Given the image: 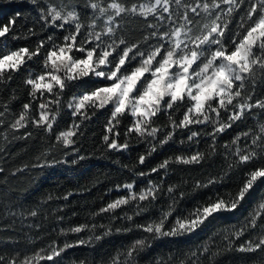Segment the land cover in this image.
Returning <instances> with one entry per match:
<instances>
[{
	"label": "snow or ice",
	"instance_id": "snow-or-ice-1",
	"mask_svg": "<svg viewBox=\"0 0 264 264\" xmlns=\"http://www.w3.org/2000/svg\"><path fill=\"white\" fill-rule=\"evenodd\" d=\"M19 3L31 5L37 15L25 16L24 9L18 7L6 23H0V85L25 73L22 87L27 101L11 120V105L18 97L13 91L3 102L0 136L8 145L38 139L44 142V150L15 166L12 161L17 154L0 147V174L6 173L0 183L37 168L74 166L88 158L81 153L80 142L87 122L100 112L108 114L101 136L105 154L130 151L135 146L132 140L143 144L145 150L131 166L122 165L129 173L128 180L105 190V195L121 194L90 212L84 222L64 227L69 218L59 213L67 204L52 209L57 222L53 231L63 237L62 242L53 239L31 253H0V264H64L73 248H94L108 237L133 232L139 237L118 249L109 264H139L141 253L155 242L203 231L221 215L237 212L256 186L264 184V121L259 119L264 116V0ZM133 17L142 18L137 38L125 30V19ZM21 20L24 23L18 26ZM18 40L27 43H11ZM65 111L71 120L66 130L57 132L58 117ZM161 116L166 122L161 123ZM249 118L256 121L255 127L225 142L224 163L205 171L203 166L218 154L220 137ZM125 120L128 124L121 133ZM201 142L206 145L204 151ZM169 143L181 151L146 170L140 168ZM53 149L61 154H54ZM174 166L200 168L202 176L168 182ZM153 174L157 178H152ZM137 181H145L139 191ZM228 184L230 188H219ZM88 191L91 188L56 199L67 201ZM24 192L27 189L19 194L0 189V201H6V217H10V223L0 224V232L17 231V223L20 230H40L34 218L39 206L53 197L49 194L25 213L19 204ZM199 192H205L202 200L191 207L182 206V201ZM260 200L259 207L250 211L239 227L222 230L225 250L248 255L252 264H264V189ZM153 209L158 213L155 217L138 220ZM105 217L106 222L97 223ZM246 234L249 238L237 244ZM0 243H19V238H0ZM218 255L219 251L212 252L205 243L180 264H201L202 257L213 264ZM172 259L169 257V264ZM69 264H88V260L73 258ZM157 264L164 262L157 260Z\"/></svg>",
	"mask_w": 264,
	"mask_h": 264
},
{
	"label": "trees",
	"instance_id": "trees-1",
	"mask_svg": "<svg viewBox=\"0 0 264 264\" xmlns=\"http://www.w3.org/2000/svg\"><path fill=\"white\" fill-rule=\"evenodd\" d=\"M132 2H139V0H129ZM24 9L25 16H35L37 12L31 5H21L19 0H0V23H6L7 19L14 15L17 8ZM31 9V12L28 10ZM24 23L23 20L18 22ZM31 23V20L28 21ZM142 18L133 17L125 19V30L129 36L137 38L141 34L140 25ZM35 39V38H33ZM14 46L23 45L27 43L24 40L12 41ZM25 73L15 75V79L7 85H0V109L3 107V102L7 100L15 92L18 99L12 102V115L9 119L15 118L19 114L22 103L27 101L26 90L22 87ZM106 112L98 113L91 121L87 122L85 128V135L81 139V153L88 158L81 161L74 166L57 165L55 168L34 169L31 172H26L16 177H9L6 183H0V189L14 190L15 194H19L23 189L27 192L20 197L19 204L22 206L25 213L30 212L33 208L37 207L38 202L42 198H46L49 194L53 199L46 205L39 206V214L35 222L41 225L40 230L23 229L20 230V225L17 223V231H4L0 232V238L7 239L8 237L19 238V243H0V253H7L11 255L19 250L22 253H31L35 249L43 247L45 244L53 239H59L61 242L63 237H57V233L53 231L56 228V217L52 213V209L58 208L60 205L67 204L66 209L61 215H65L69 219L65 222L67 224H79L84 222L89 216L90 212L97 210L102 203L110 199H115L121 193L112 192L105 195V190L117 182L128 180L129 173L122 170V165L131 166L135 162L139 153L144 152L145 146L143 144L136 145L135 140H132L134 147L127 152L120 153H107L102 150L101 136L104 132V124L107 119ZM264 121V116L259 118ZM71 120L70 115L65 111L58 117L55 125L56 131L66 130ZM161 123L166 122V117H160ZM128 124V120L123 122L121 126V133L124 127ZM256 121L249 118L243 123L234 126L232 130L220 137L217 144L218 154L213 157L209 165H204L205 171H213L224 163V144L230 142L231 139L240 131H246L249 127H255ZM3 129H0L2 132ZM24 130L22 129L21 132ZM54 140V137H53ZM123 142V136L121 137ZM51 143V142H49ZM243 146V145H241ZM0 147H3L9 154H17L13 165L20 166L25 162L31 161L40 151L44 150V142L38 139L33 141L17 140L8 145L5 144L3 137L0 136ZM202 151L206 150V145L201 142L199 145ZM181 151L176 144L169 143L149 157L145 165L140 166L141 169H148L155 166L162 161L165 157L178 154ZM54 154L60 155L59 149H53ZM7 167V166H6ZM175 171L168 177V182H179L181 177L191 176L193 178H201L202 173L200 168H185L184 166H174ZM5 174H0V180L3 179ZM152 178H157L153 174ZM145 181H137L136 190L142 186ZM231 185H221L220 189L230 188ZM84 188H91V191L85 192L83 195L74 194L69 197L67 201L63 199H56V197H63L68 192H77ZM264 189V184H258L255 191L248 198V201L235 213L223 214L219 218L213 220L203 231L196 233L191 237H182L177 240H162L157 241L152 247L146 249L139 257V264H157V260H161L164 264H169V257H172L170 264H180L181 261H186L187 254L202 248L205 243L209 245L212 252H220L213 262V264H242V260H249V256L239 252H229L225 250L226 242L223 240V229L231 228L232 225L239 227L241 223L248 216L250 211L259 207L262 202L260 200L261 190ZM104 200L101 201V197ZM205 197V192H199L195 196L182 201L183 207H191L197 200H202ZM6 201H0V224L10 223V217H6L7 212ZM20 209H17L19 211ZM127 211L131 212L132 208L129 206ZM77 213L72 216V213ZM158 213L155 209L151 213L146 214L144 217H139V221H144L149 217H155ZM106 222V217L103 221L98 219L97 223ZM219 231V235H214ZM259 229H257V232ZM28 232L29 236L25 237L24 233ZM84 235V234H82ZM139 233H129L127 235H113L99 242L94 248H73L68 251L64 264H69L70 259L83 260L87 259L88 264H109V258L116 253L123 245L128 244L131 240L138 238ZM39 237V239H36ZM211 238V239H209ZM249 235L246 234L240 241L248 239ZM72 239V237H69ZM29 240L34 241L29 243ZM45 264V262H41ZM201 264H209L206 257L201 258ZM249 264L252 261L249 260Z\"/></svg>",
	"mask_w": 264,
	"mask_h": 264
}]
</instances>
